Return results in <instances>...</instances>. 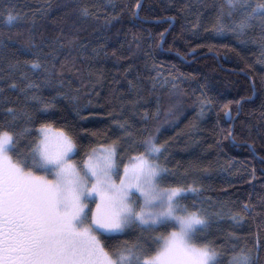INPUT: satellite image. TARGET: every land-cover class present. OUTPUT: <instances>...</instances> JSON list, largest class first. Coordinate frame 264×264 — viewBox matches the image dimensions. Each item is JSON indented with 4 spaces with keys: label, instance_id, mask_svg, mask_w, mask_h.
<instances>
[{
    "label": "trees",
    "instance_id": "trees-1",
    "mask_svg": "<svg viewBox=\"0 0 264 264\" xmlns=\"http://www.w3.org/2000/svg\"><path fill=\"white\" fill-rule=\"evenodd\" d=\"M222 6L227 12L226 0H0V127L28 129L23 153L41 125L74 135L81 154L157 137L162 186L198 189L182 201L209 220L197 242L221 251L222 264L241 250L264 264V24L227 30L239 15L218 21ZM9 11L19 17L11 24ZM141 235L132 227L106 243Z\"/></svg>",
    "mask_w": 264,
    "mask_h": 264
},
{
    "label": "snow or ice",
    "instance_id": "snow-or-ice-1",
    "mask_svg": "<svg viewBox=\"0 0 264 264\" xmlns=\"http://www.w3.org/2000/svg\"><path fill=\"white\" fill-rule=\"evenodd\" d=\"M226 4L218 21L239 15L227 30L243 34L254 19L264 24V0ZM18 18L9 11L6 19L11 24ZM31 66L41 68L39 54ZM7 111L15 120V110ZM119 126L130 139L127 126ZM7 127H0V264H222L221 251L197 242L208 218L194 202L182 203L198 189L162 186L167 169L159 158L165 149L157 137L133 141L124 151L113 141L81 154L74 135L63 129L53 134L41 125L43 135L30 140L23 153L20 137L28 129ZM132 227L142 234L135 241L106 243ZM143 234L151 235L150 244ZM228 264H252L251 256L233 252Z\"/></svg>",
    "mask_w": 264,
    "mask_h": 264
},
{
    "label": "rangeland",
    "instance_id": "rangeland-1",
    "mask_svg": "<svg viewBox=\"0 0 264 264\" xmlns=\"http://www.w3.org/2000/svg\"><path fill=\"white\" fill-rule=\"evenodd\" d=\"M46 130L51 131L53 134L56 132V129H54V128H52V127H49V126H47V129H46ZM39 135H43V133L40 132V129H39Z\"/></svg>",
    "mask_w": 264,
    "mask_h": 264
}]
</instances>
